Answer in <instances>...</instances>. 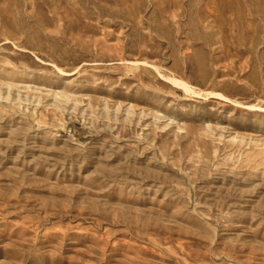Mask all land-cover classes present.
<instances>
[{"label": "rangeland", "instance_id": "374dc122", "mask_svg": "<svg viewBox=\"0 0 264 264\" xmlns=\"http://www.w3.org/2000/svg\"><path fill=\"white\" fill-rule=\"evenodd\" d=\"M0 264H264V0H0Z\"/></svg>", "mask_w": 264, "mask_h": 264}]
</instances>
